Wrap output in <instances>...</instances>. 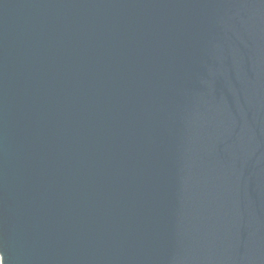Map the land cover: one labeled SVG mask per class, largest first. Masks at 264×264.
I'll list each match as a JSON object with an SVG mask.
<instances>
[{
  "label": "water",
  "instance_id": "water-1",
  "mask_svg": "<svg viewBox=\"0 0 264 264\" xmlns=\"http://www.w3.org/2000/svg\"><path fill=\"white\" fill-rule=\"evenodd\" d=\"M0 264H264V0H0Z\"/></svg>",
  "mask_w": 264,
  "mask_h": 264
}]
</instances>
